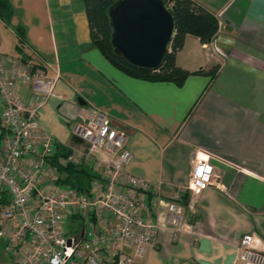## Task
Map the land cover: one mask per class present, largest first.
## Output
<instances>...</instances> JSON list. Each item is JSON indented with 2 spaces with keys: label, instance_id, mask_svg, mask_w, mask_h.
Segmentation results:
<instances>
[{
  "label": "crops",
  "instance_id": "1",
  "mask_svg": "<svg viewBox=\"0 0 264 264\" xmlns=\"http://www.w3.org/2000/svg\"><path fill=\"white\" fill-rule=\"evenodd\" d=\"M6 1L0 53L58 76L60 97L39 111L41 128L71 146L73 120L102 111L127 132V171L159 185L163 201L180 195L184 231L164 225L161 207L157 246L138 264H233L239 240L251 233L264 252V0H192L221 13L216 43L225 57L186 35L174 56L190 73L181 84L134 77L110 63L91 41L83 0ZM198 151L218 158L210 161L218 179L192 197Z\"/></svg>",
  "mask_w": 264,
  "mask_h": 264
},
{
  "label": "built area",
  "instance_id": "2",
  "mask_svg": "<svg viewBox=\"0 0 264 264\" xmlns=\"http://www.w3.org/2000/svg\"><path fill=\"white\" fill-rule=\"evenodd\" d=\"M209 44L225 57L216 35ZM57 80L0 53V264H138L157 246L161 207L164 225L184 231L180 195L163 201L159 185L127 171L133 157L127 132L99 110L73 120L76 145L54 162L61 145L38 118L49 99L60 97ZM214 159L198 151L191 160L192 197L217 185ZM67 166L90 169L86 192L63 183L59 169ZM258 245L253 233L243 235L233 264H264Z\"/></svg>",
  "mask_w": 264,
  "mask_h": 264
},
{
  "label": "trees",
  "instance_id": "3",
  "mask_svg": "<svg viewBox=\"0 0 264 264\" xmlns=\"http://www.w3.org/2000/svg\"><path fill=\"white\" fill-rule=\"evenodd\" d=\"M117 1L119 0H83L90 38L110 63L134 77L181 84L190 73L175 66L174 56L183 47L186 35L196 36L202 44H209L218 31L216 16L194 1L164 0L169 6L176 23V34L170 52L165 56L158 69H137L113 53L110 38L112 30L108 10ZM9 16L10 8L7 1L0 0V19L7 20ZM17 33L23 39V33L20 30ZM68 154L67 148L59 146L56 150L54 162L56 159L66 157ZM59 171L66 174L63 183L70 185L81 193L87 191L88 184L93 177L90 169L85 166H67L59 169ZM3 202V199L0 200V204Z\"/></svg>",
  "mask_w": 264,
  "mask_h": 264
},
{
  "label": "water",
  "instance_id": "4",
  "mask_svg": "<svg viewBox=\"0 0 264 264\" xmlns=\"http://www.w3.org/2000/svg\"><path fill=\"white\" fill-rule=\"evenodd\" d=\"M113 53L137 69L156 70L176 34L174 16L164 0H119L109 10ZM80 106L85 102L78 99Z\"/></svg>",
  "mask_w": 264,
  "mask_h": 264
},
{
  "label": "rangeland",
  "instance_id": "5",
  "mask_svg": "<svg viewBox=\"0 0 264 264\" xmlns=\"http://www.w3.org/2000/svg\"><path fill=\"white\" fill-rule=\"evenodd\" d=\"M215 16L218 18L219 21H221V19H219V14H217ZM74 145H76V144H74Z\"/></svg>",
  "mask_w": 264,
  "mask_h": 264
}]
</instances>
